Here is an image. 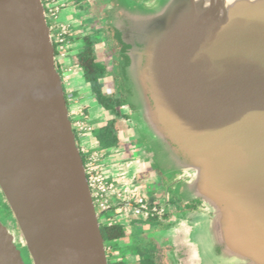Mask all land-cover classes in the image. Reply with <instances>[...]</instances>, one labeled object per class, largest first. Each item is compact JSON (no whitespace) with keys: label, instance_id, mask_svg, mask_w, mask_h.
I'll return each mask as SVG.
<instances>
[{"label":"water","instance_id":"1","mask_svg":"<svg viewBox=\"0 0 264 264\" xmlns=\"http://www.w3.org/2000/svg\"><path fill=\"white\" fill-rule=\"evenodd\" d=\"M114 16L135 108L126 137L203 203L177 221L174 259L264 264V0H153ZM56 62L43 0H0V188L33 264H109ZM15 240L0 221V264H27Z\"/></svg>","mask_w":264,"mask_h":264},{"label":"flooded vegetation","instance_id":"2","mask_svg":"<svg viewBox=\"0 0 264 264\" xmlns=\"http://www.w3.org/2000/svg\"><path fill=\"white\" fill-rule=\"evenodd\" d=\"M132 1L140 3L147 0ZM55 4L59 10V23L64 25L67 29L65 45L56 41L55 30L52 29L53 24L51 23L49 25L52 29L54 46L56 49V66L63 78L70 110V118L73 125L77 119L88 125L91 131L84 135H93L98 141V148L90 154L86 153L84 144H81L80 148L85 159V164H87L90 156L96 155L101 173L105 176L106 180L114 185L115 190L121 193L123 198L127 194L132 201L131 205L127 206V200L122 201L120 198L112 196L110 200V209L106 211V215L101 221V225L106 224L109 227L119 225L123 228L125 233L124 237L121 239L106 245L107 256L108 253H111L110 255L112 256L111 259H109L108 256V263L175 264L171 262L169 257L171 249L168 248L166 244L168 243V239L164 238L160 231H162L163 227L173 225L175 220L178 219L177 214L182 215L185 212L192 213L202 209V201L195 200L186 203V201L178 197L177 192H175L173 186L175 180L154 167L145 168V170L141 172V181H139L138 187H136L139 190L140 187L145 190L148 189V191L154 189V194L152 196L143 194V196L137 195V197H134L129 194L128 190H122L115 183L110 182L105 173V153H108L112 148L121 149L126 153V159L129 163L133 159L131 149L138 145L137 142L132 141L122 146V127L127 129L130 128V124L132 123L131 115L134 113L135 108L128 103L125 93V69L129 65L130 59L128 56L129 48L124 44L121 39V34L115 28L116 21L114 14L119 11L117 0H55ZM44 5L49 21L48 5L45 2ZM65 14L68 17L67 21L64 20ZM68 46H70V51L72 52V58L69 61L72 63L73 67L78 68L82 72L84 81L88 85L90 100L95 104L96 109L104 112L102 117L104 120L101 124L98 120L93 122L92 116L90 115L91 122L90 116L81 105L78 104L76 108L72 107V105L76 106L72 104L74 101V92L67 89L70 80L68 72L72 70L68 67L65 68L66 66L64 64L67 54L69 53ZM87 50H89L90 62L95 65L94 73H99L96 86L85 79V71L82 66L74 64V59ZM74 131L77 138L81 140L82 136L79 131L77 129H74ZM98 134H103L106 137V142H111L115 146L110 148L103 146L98 138ZM168 190L173 191L174 202H172V205L174 208L171 206L172 209L169 207L167 209L168 203L170 204L171 202V194ZM0 191L2 192L1 188ZM157 191L159 192L156 194L155 192ZM139 199L145 200L151 207L158 208V213L149 216L136 215V202ZM7 205L14 218L16 227L20 230L8 202ZM127 208L131 209L130 213L127 214V216H122ZM118 210H122V212L117 213ZM176 212L178 213L175 214ZM100 215H102L101 212ZM0 221L9 231L13 232L11 228L12 225L10 224L9 226L6 224L1 215ZM16 247L19 250L17 240ZM20 253L22 255L21 251Z\"/></svg>","mask_w":264,"mask_h":264},{"label":"crops","instance_id":"3","mask_svg":"<svg viewBox=\"0 0 264 264\" xmlns=\"http://www.w3.org/2000/svg\"><path fill=\"white\" fill-rule=\"evenodd\" d=\"M67 18L68 17L65 14L64 20L67 21ZM70 52L71 51L69 49V53L67 54L66 61L64 64L66 66L65 68L68 67L71 68L72 70L71 72L70 71L68 72L70 80H69V86L67 88L69 89V91L74 92V98H73L74 101L72 104H75L76 106L72 105V107L76 108L78 104L81 105L82 107H84L85 112L89 116L90 115L92 116L93 122H95V120H98V122L101 124V122L104 120L102 119L104 112H101L98 109H96L95 104L90 100L88 85L84 81L82 72L78 68L73 67L72 63H70L69 61L72 58V52L71 53ZM91 116H90V120H91ZM126 129L127 128L122 127V131H121V137L123 139L122 146H125L132 142L128 139V137H126L125 134ZM81 140L84 142L83 143L84 148L86 150V153L88 154H90L92 151L98 148V141L94 138L93 135H89V134L83 135ZM138 145L131 149V154L133 159L129 163L126 159V153L118 148H112L108 151V153H105L106 164L104 163L106 165L105 173L108 177V180L110 182L115 183L118 187H120V189L128 190L129 194L134 197H137V195L143 196L144 188L140 187L139 190L136 187H138V183L139 181H141V172L144 171L145 168H149V166H146V164L142 165V160L137 154ZM130 210H131L130 208H127V210L123 213L122 216H127V214L130 213Z\"/></svg>","mask_w":264,"mask_h":264},{"label":"built area","instance_id":"4","mask_svg":"<svg viewBox=\"0 0 264 264\" xmlns=\"http://www.w3.org/2000/svg\"><path fill=\"white\" fill-rule=\"evenodd\" d=\"M48 5L49 18L52 21V29L55 30V39L58 43L65 45V37L67 29L64 25L59 23V10L55 4V0H43ZM48 18V15H47ZM74 129H77L80 135L83 137L85 133L91 131V128L81 120L77 119L73 125ZM89 186L91 188L93 198L97 207V210L101 213L110 209V200L112 196L120 198L122 201L127 200V206H130L132 201L126 194L123 198L122 194L115 190L113 184L109 183L105 176L101 173V168L98 164L97 156L92 155L89 157L87 164H85ZM136 215H155L158 213V208L151 207L145 200L139 199L136 202ZM117 213H121L118 210Z\"/></svg>","mask_w":264,"mask_h":264},{"label":"rangeland","instance_id":"5","mask_svg":"<svg viewBox=\"0 0 264 264\" xmlns=\"http://www.w3.org/2000/svg\"><path fill=\"white\" fill-rule=\"evenodd\" d=\"M153 0H147V1H142L140 3H136L135 1H132V0H117V4L119 5V9L120 10H123V11H128V10H133L134 8H140V9H143L145 8V6L152 2ZM49 24L52 23L51 20L48 21ZM68 48L70 49V46H68ZM71 63V62H70ZM99 135V134H98ZM77 141H78V144L81 146V144L83 145V141L80 140L79 138H77ZM157 169V168H156ZM174 189H175V192H177V185L174 184ZM154 189H150L148 191V189H143V194L147 195V196H152L154 194ZM171 194V202L170 204L168 203V206H167V209L168 207L172 209L173 205H172V202H174V197H173V191L172 190H168ZM159 191L155 192L156 194L158 193ZM177 196L179 197V195L177 194ZM184 199V198H183ZM182 200V199H181ZM172 206V207H171ZM174 208V207H173ZM99 212V211H98ZM198 213H202L201 209L199 211H197ZM178 212H176L175 214H177ZM186 213V212H185ZM183 213L182 215L181 214H177L178 216V219L175 220L174 224L173 225H170L168 227H163L162 231L161 232V235L168 239V243L167 244V247L171 249L170 253H169V257H170V260L172 263H175V264H183L182 261H179L178 259H174V256L176 255L175 254V247L173 246V239L175 242H177V233H175V230H177V228L179 227L177 225V221L178 224H181L182 221H181V216H185L187 215L188 213ZM0 215L2 216V219L4 220V222L6 224H8L10 226V224L12 225V229H13V234L17 240V246L19 248V250L22 252V256H23V259L26 261L27 264H33V261H32V258L29 254V251L26 247V244H25V241H24V238H23V235L21 233V231L16 227V224H15V221H14V218L13 216L11 215L10 213V209L7 205V202L5 200V197L3 196V193L0 191ZM106 214H102L100 215V222L104 219ZM201 219H194L192 222H194L195 224H197V226H201V222H200ZM198 230H200L201 228H197ZM175 233V234H174ZM191 231H184V236H187V234H190ZM161 237V236H160ZM159 237V238H160ZM15 240V241H16ZM135 240V239H134ZM132 243V242H131ZM133 244V243H132ZM111 253H108V256H109V259L112 258V256L110 255ZM173 258V259H172ZM182 258V257H181ZM180 258V259H181ZM181 260H184V259H181Z\"/></svg>","mask_w":264,"mask_h":264},{"label":"trees","instance_id":"6","mask_svg":"<svg viewBox=\"0 0 264 264\" xmlns=\"http://www.w3.org/2000/svg\"><path fill=\"white\" fill-rule=\"evenodd\" d=\"M89 50L85 51L83 54H81L79 57H76L74 59V64L75 65H81L82 68L85 71V79L90 82L92 85H97L98 83V78H99V73L95 74L94 73V63L90 62V56H89ZM99 140L101 141L102 145L105 146L106 148H110L112 146H115L113 143L106 142V137L103 134L98 135ZM84 159V157H83ZM85 162V159H84ZM106 212H103L102 214H105ZM103 237L105 240V244H111L115 242L118 239H121L124 237L125 233L123 231V228L119 225L109 227L106 224L101 225Z\"/></svg>","mask_w":264,"mask_h":264}]
</instances>
